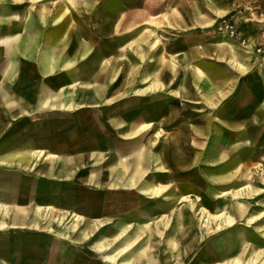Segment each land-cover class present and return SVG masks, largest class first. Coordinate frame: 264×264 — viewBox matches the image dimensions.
Returning <instances> with one entry per match:
<instances>
[{
    "label": "crops",
    "instance_id": "1",
    "mask_svg": "<svg viewBox=\"0 0 264 264\" xmlns=\"http://www.w3.org/2000/svg\"><path fill=\"white\" fill-rule=\"evenodd\" d=\"M158 1L78 3L77 19L55 0L33 14L0 0V264H107L96 242L136 236L146 257L170 205L191 184L205 203L206 173L264 139V56L228 65L221 42L174 35L189 18L163 21L161 45L126 48Z\"/></svg>",
    "mask_w": 264,
    "mask_h": 264
},
{
    "label": "rangeland",
    "instance_id": "2",
    "mask_svg": "<svg viewBox=\"0 0 264 264\" xmlns=\"http://www.w3.org/2000/svg\"><path fill=\"white\" fill-rule=\"evenodd\" d=\"M45 1L29 0L31 14L36 13L37 4ZM96 1L55 0L53 4L61 6V14L65 12L70 18L83 19L77 4ZM105 2L111 4L113 0ZM155 7L157 11L147 14V22L138 29L141 33L126 45L127 49L134 50L137 46L144 53L154 39L155 45H161L169 38L164 35L165 28L159 26L163 21L171 25L170 20L176 24V20L189 18L188 27L171 29L174 35H188L196 44L211 38L221 42L228 65L241 64L238 65L240 71L245 70L244 60L252 55L261 63L264 56V0H159ZM204 20L212 22L203 25ZM261 69L264 71V67ZM213 71L216 77L234 78L225 66L213 67ZM214 142L218 144L225 140ZM221 152L223 155L228 153ZM219 167L220 170L206 173L205 188L202 189V194L206 195L205 203L201 197L198 200L199 190L191 184L188 190L195 195L190 193L185 198L186 204H171L170 218L162 216L164 219L156 225L158 236L147 237L145 242H151L149 253L156 264H216L231 257L240 258L243 264H251L250 258L257 259L255 264H264V139L256 144L254 151H232ZM227 217L232 220L230 224L226 222ZM165 227L168 231L162 233ZM22 230L26 228L12 229L15 245ZM135 238L137 243L140 236ZM55 244L58 247L60 242L57 240ZM100 245L105 247L100 249ZM126 245L120 246L112 238L98 241L94 245L98 251L95 257L115 256L113 260H106L107 264H124L126 261L131 264L132 260V264H143L149 253L144 257V253L130 250L134 245L121 251ZM54 263V260L47 262Z\"/></svg>",
    "mask_w": 264,
    "mask_h": 264
},
{
    "label": "bare ground",
    "instance_id": "3",
    "mask_svg": "<svg viewBox=\"0 0 264 264\" xmlns=\"http://www.w3.org/2000/svg\"><path fill=\"white\" fill-rule=\"evenodd\" d=\"M225 193V192H224ZM205 208V207H204ZM264 213V212H263ZM227 214V213H226ZM261 216V215H260ZM259 216V217H260ZM259 217H257V219L259 218ZM261 218V217H260ZM259 218V219H260ZM205 219V218H204ZM226 222L227 223H231L232 222V220L229 218V217H227V219H226ZM3 226V224H0V227H2ZM166 228V227H165ZM134 243L135 242H130V243H128L125 247H123L122 248V250L121 251H126L127 249H129L130 247H132L133 245H134ZM116 253V252H115ZM114 253V254H115ZM120 253V252H119ZM113 254V255H114ZM259 255V254H258ZM240 256V255H239ZM115 258V256H109L108 257V259L109 260H113ZM116 260V259H115ZM248 261H250V263L251 264H255L256 262H257V259L256 258H250ZM259 261H260V259H259ZM228 263V262H227ZM124 264H129V263H127V261H126V263H124ZM221 264V263H220ZM223 264V263H222ZM229 264H243V261L240 259V258H234L233 260H231V261H229ZM249 264V263H248Z\"/></svg>",
    "mask_w": 264,
    "mask_h": 264
}]
</instances>
